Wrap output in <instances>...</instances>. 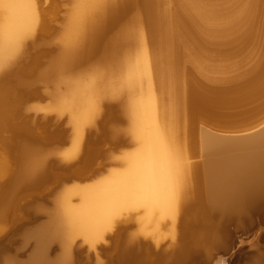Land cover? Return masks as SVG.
Here are the masks:
<instances>
[{
    "label": "bare ground",
    "instance_id": "6f19581e",
    "mask_svg": "<svg viewBox=\"0 0 264 264\" xmlns=\"http://www.w3.org/2000/svg\"><path fill=\"white\" fill-rule=\"evenodd\" d=\"M66 1L56 28L55 4L0 0V264H72L76 240L102 264L118 223L124 264H207L245 219L232 264H264V128L214 137L264 126V0Z\"/></svg>",
    "mask_w": 264,
    "mask_h": 264
},
{
    "label": "water",
    "instance_id": "95a60500",
    "mask_svg": "<svg viewBox=\"0 0 264 264\" xmlns=\"http://www.w3.org/2000/svg\"><path fill=\"white\" fill-rule=\"evenodd\" d=\"M264 126L258 128L257 130L241 133V134H232L230 136L224 135H214V137L223 139V140H236V139H249L250 137L255 136L263 131ZM22 216L23 225H31L35 218L32 212L27 210H23ZM247 229L245 232L242 230H236L233 223L228 224L226 227V231H223L220 235L215 236L212 243V255L207 264H232L233 260L236 257L238 250L244 246L245 241L248 238V233H250L251 229L255 226H251L250 221L245 219ZM252 224L260 222L262 226H264V202L260 206V210L257 213L252 215ZM123 225L118 223L114 231L112 233H108L105 235V239L107 243H99L96 247L97 255L104 260L102 264H124L123 260L120 261L123 256H127L128 253H137L136 248L129 246L128 236L125 234L126 228L123 229ZM19 232L12 233L8 236V240L6 242V246L9 243L15 242L18 240ZM214 237V236H213ZM140 243V242H139ZM147 244V243H146ZM136 256V254H135ZM72 264H97L96 263V254L94 252H88L86 246H79L75 244V247L72 251ZM139 256H137L138 258ZM134 259V258H133ZM145 264H150L147 258H145Z\"/></svg>",
    "mask_w": 264,
    "mask_h": 264
},
{
    "label": "rangeland",
    "instance_id": "374dc122",
    "mask_svg": "<svg viewBox=\"0 0 264 264\" xmlns=\"http://www.w3.org/2000/svg\"><path fill=\"white\" fill-rule=\"evenodd\" d=\"M50 1V2H49ZM64 0H48V2H45V0H39V2H40V5L43 7V6H47V5H50L51 3L52 4H55V6H56V18L54 17L53 19H52V21H51V24H56V25H54L55 27L57 26H59L60 25V23L62 22V20H63V17H64V15L66 14V13H64V12H66V8H67V1L65 0L64 2H63ZM55 2V3H54ZM60 2V3H59ZM50 3V4H49ZM65 3V4H64ZM45 4V5H44ZM47 4V5H46ZM60 4V5H59ZM64 5V6H63ZM62 7H64V8H62ZM66 7V8H65ZM63 9H65V10H63ZM61 14V16H60V14ZM64 13V15H62ZM59 21V22H58ZM53 22V23H52ZM56 27V28H57ZM55 31H53L51 34H52V36L55 34V32H56V30L57 29H54ZM44 59V57H42V60ZM42 60L40 61V63L42 62ZM36 87L39 89L38 91L40 92V94H41V96L43 97H40V98H38V100L37 99H34V100H31L30 102H34V103H37V104H41V106H48L47 104H49V102H50V100H49V98L48 97H45V96H43V92L44 91H47V87H44L43 86V84H41V83H37V85H36ZM49 90L51 89V88H48ZM43 99V100H42ZM39 101H41L42 103H40ZM45 101V102H44ZM48 101V102H47ZM29 102V103H30ZM45 104V105H44ZM30 111H32V110H30ZM30 111H28V113H27V115H29V117L33 120V118L34 117H36V118H34V119H36V121H37V123L40 125V124H43L44 123V120L42 119V116H40V115H42V114H40V113H35L34 112V110L32 111V112H30ZM30 112V113H29ZM35 116H34V115ZM33 116V117H32ZM39 116V117H38ZM48 116V115H47ZM46 116V118H47V122H45L47 125H49V123H50V126H56L57 124H59V125H57L58 127H60L61 128V126H62V129H63V131H64V135H63V137L59 140V142L56 144V143H54V144H52V145H50V146H48V148H50V147H53V146H60V147H68V144H67V142H65L66 141V135H68V133H69V129H68V126H67V124L65 123V119L64 118H62V119H59V121H57L58 119L55 117V116H53L52 114H50L48 117ZM40 117H41V119H40ZM49 118H51V120L49 119ZM52 118H56V121L55 120H53ZM38 120H39V122H38ZM42 120V121H41ZM44 123V124H45ZM56 124V125H55ZM200 123H197L196 124V129H198L197 131H199V128H202V127H204V128H207V126L208 127H212L211 125H206V124H204V126L201 124V125H199ZM53 126V127H54ZM202 126V127H201ZM259 127H261V126H259ZM258 127V128H259ZM209 128V129H210ZM216 130V132L217 133H223V132H229L230 130H225V129H221V128H218V127H212L211 128V130ZM214 130V131H215ZM254 130V129H253ZM219 131V132H218ZM237 133L238 134H241V132L242 133H244L243 132V130L241 129V130H238L237 129ZM241 131V132H240ZM252 131V130H251ZM251 131H245V133H247V132H251ZM230 132H232V131H230ZM234 132V131H233ZM240 132V133H239ZM64 139V140H63ZM58 141V140H57ZM62 142V143H61ZM64 142V143H63ZM59 144V145H58ZM121 146V144H119V145H117V147H109V149H108V151L110 150V152H114V151H117L118 153L119 152H121L122 150H123V148H127V146L125 145H123L122 144V146ZM122 150H121V149ZM113 149H115L114 151H113ZM107 151V152H108ZM117 152H114V154L117 156V155H119ZM196 157H194V158H191L190 159V161H193V160H196V159H200L201 157H200V148H199V142L197 143V148H196V155H195ZM55 157H57V156H55ZM53 158H54V156H53ZM104 163H106L105 165H104ZM102 164H103V166L104 167H106V168H108V167H110V166H113V165H109V166H107L108 164H107V162H104V161H102ZM46 207H47V205H46ZM207 209V206L205 205L204 206V209L203 210H206ZM41 212L43 213L44 211H40V215H41V217H40V219L39 220H45L46 219V216H45V214L43 213V214H41ZM44 215V216H43ZM44 217V218H43ZM162 221H164V220H162ZM212 227H213V225H212ZM79 240H76V242H75V244H77V245H79V246H85L84 244H80V242H78ZM89 252V251H88Z\"/></svg>",
    "mask_w": 264,
    "mask_h": 264
}]
</instances>
